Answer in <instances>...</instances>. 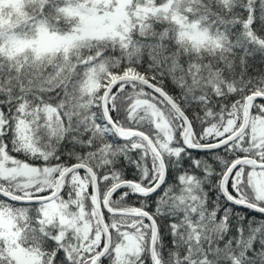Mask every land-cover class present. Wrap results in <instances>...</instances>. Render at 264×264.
Segmentation results:
<instances>
[{
  "label": "trees",
  "instance_id": "16d2710c",
  "mask_svg": "<svg viewBox=\"0 0 264 264\" xmlns=\"http://www.w3.org/2000/svg\"><path fill=\"white\" fill-rule=\"evenodd\" d=\"M8 1L0 0V148L17 164L50 170L53 179L49 191L3 190L18 199L51 195L58 177L77 165L95 175L101 204L119 184L139 191L156 184L160 167L146 144L119 139L103 119L110 76L140 74L184 114L186 142L203 147L236 132L246 98L264 95V0H130L114 34L93 37H81V28L101 1ZM44 31L76 39L42 51L36 44ZM106 110L123 137H147L164 166L151 195L138 197L126 186L109 200L113 211L152 217L156 264H264V169L241 164L225 182L233 201L221 192L234 162L264 164L263 100L249 103L242 136L208 151L186 148L184 125L143 85L112 90ZM232 117L236 127L226 137L207 133ZM74 173L61 181L51 216L42 211L48 202L0 196V264H152L148 222L107 213L110 246L95 262L103 237L92 184ZM135 232L139 251L130 254L123 235Z\"/></svg>",
  "mask_w": 264,
  "mask_h": 264
},
{
  "label": "water",
  "instance_id": "95a60500",
  "mask_svg": "<svg viewBox=\"0 0 264 264\" xmlns=\"http://www.w3.org/2000/svg\"><path fill=\"white\" fill-rule=\"evenodd\" d=\"M125 83H133V84L143 85L144 87L149 89L153 94H155L157 97H159L165 104L168 105V107L173 111V113L176 115V117L180 120V122L185 127V131L183 133L182 139H183L184 145L190 151H208V150L221 149L223 146L230 144L231 142L237 140L240 136L243 135V133L246 131V128H247L249 103H251L253 101H258V100L264 101V95H262V94H253V95L247 97L246 100L244 101V109L245 110H244V115H243V120H242L241 126L239 127V129L236 132H234L232 135L228 136L227 138H225V139H223L220 142H217L215 144H212L209 146H204V147L203 146H197V145H189L186 142V136L190 130L189 122L186 119V117L184 116V114L179 110V108L169 99V97H167L162 91L155 88L151 83L143 80L142 78L130 77V76L119 77L116 80H114L107 87V89L105 90L104 95L101 99V111H102L103 119H104L105 123L110 127L112 132L119 139L129 140L132 138H139L146 144V146L149 149V151L151 152V154L158 161V164L160 167V177H159L158 181L156 182V184L152 188H150L146 191H139L137 189V187L132 183L119 184L107 192L106 196L104 197V200L102 202V207H101L99 200H98V196H97V182H96L95 175L92 173V171L89 168H87L83 165H77V166H73V167L65 170L58 177V179L55 183L54 192L49 196L36 197L33 199L22 200V199L16 198L15 196L7 194L3 191H0V196L3 198H6V199L12 200V201H16V202H23V201L24 202H48V201L53 200L55 197H57L58 192H59V188H60V183L63 179H65L66 177H68L69 175H71L72 173H74L76 171L84 172L91 180L92 191L94 194V214H95V218L97 220L98 226H99L100 231H101L102 236H103V248L100 251V253L98 254V256L96 257L95 262L99 261L100 259H102L105 256V254L108 252L109 246H110V237H109L107 228H106L105 223H104L103 218H102V211H104L105 213L112 215V216L142 217L148 221L149 225L152 228V239H151L150 249H149L150 260H151L152 264H156L155 259H154V246H155V242L157 239V229H156V225H155L153 219L151 218V216H149L145 212H141L138 214H132V213H126V212L113 211L109 207V200L111 199L112 195L115 193L116 190L127 186V187L132 188L133 194H135L136 196L147 197V196L151 195L152 193H154L160 187V185L163 182L164 175H165L162 160H161L159 154H157V152L155 151V149L152 146L149 139L147 137H145L144 135L137 133V132L130 134L128 137H123L118 132L115 125L109 119V116H108L107 110H106V100H107V98H108V96L112 90L116 89L118 86L125 84ZM246 162L250 163L254 168L264 169V164H258L252 159H241V160H238V161L234 162L233 164H231L230 167L228 168V170L226 171L225 175L223 176L222 181H221V192L228 201H233V200L230 198V196L227 194V192L225 190V182L229 177L232 176V174L235 172V170L241 166V164L246 163Z\"/></svg>",
  "mask_w": 264,
  "mask_h": 264
},
{
  "label": "rangeland",
  "instance_id": "374dc122",
  "mask_svg": "<svg viewBox=\"0 0 264 264\" xmlns=\"http://www.w3.org/2000/svg\"><path fill=\"white\" fill-rule=\"evenodd\" d=\"M95 1L102 2V9L100 11H93L91 15L88 16V20H86L87 25H83L81 28V37L113 35L115 30L118 29V26L122 24L125 6L130 0ZM8 2H12L14 5H18L19 0H9ZM74 39H76L75 34H58L44 31L39 35L37 39L36 48L42 51H50L54 48L60 47L65 43H71L72 41H74ZM124 76L141 78L140 74L132 70L127 71ZM117 78L115 76H110L106 80L110 85ZM152 108V111L157 112V115L161 114L159 116H163L162 110L158 109L156 104H154ZM1 123L2 122L0 120V132ZM235 124V118L232 117L229 118L226 124L221 128L208 129L209 131L207 133L212 134L214 138L222 139L234 131L236 127ZM78 176V174L74 173L70 176V180H75L78 178ZM51 177L52 172L50 170L17 164L11 157H9L5 153L3 148H0V191H10L9 188L13 187H23V189H26L34 186L39 187L37 191H49L53 189L51 187V180H53ZM252 179L255 180V176L252 177ZM27 192L26 194H28ZM42 209L45 214L51 216L54 212H56V205L54 202L48 201V203H46V206H44ZM98 235H101V232H99ZM123 236L126 241V251L130 254L137 253L139 251L137 233H124ZM101 246H103V242H101ZM115 253L117 254L118 252Z\"/></svg>",
  "mask_w": 264,
  "mask_h": 264
},
{
  "label": "bare ground",
  "instance_id": "6f19581e",
  "mask_svg": "<svg viewBox=\"0 0 264 264\" xmlns=\"http://www.w3.org/2000/svg\"><path fill=\"white\" fill-rule=\"evenodd\" d=\"M172 111V110H171ZM173 112V111H172Z\"/></svg>",
  "mask_w": 264,
  "mask_h": 264
},
{
  "label": "flooded vegetation",
  "instance_id": "af4514ba",
  "mask_svg": "<svg viewBox=\"0 0 264 264\" xmlns=\"http://www.w3.org/2000/svg\"><path fill=\"white\" fill-rule=\"evenodd\" d=\"M142 218V217H141ZM102 249V248H101Z\"/></svg>",
  "mask_w": 264,
  "mask_h": 264
}]
</instances>
